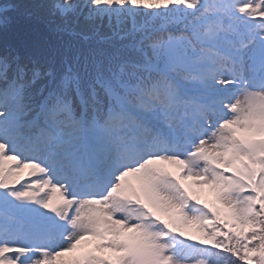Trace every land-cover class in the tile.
Segmentation results:
<instances>
[{"label": "trees", "instance_id": "1", "mask_svg": "<svg viewBox=\"0 0 264 264\" xmlns=\"http://www.w3.org/2000/svg\"><path fill=\"white\" fill-rule=\"evenodd\" d=\"M129 2L127 9L116 0H0V81L6 82L0 89V147L11 145L15 134L28 136L16 130L37 114L44 125L65 124V140L93 124L106 132L121 117L124 102L141 110L142 100L156 102L157 90L169 94L178 112L192 99L189 86L207 89L188 83L196 73L206 80L226 73L235 83L228 59L211 61L214 52L198 36L210 24L219 26L209 22L221 10L216 0H210V10L204 0ZM98 5L103 10L93 12ZM153 111L164 126L171 111L165 105ZM57 157L56 150L38 158L59 165ZM16 177L9 172L3 184ZM229 181L217 183L209 194L215 200L205 197L197 208L180 196L174 211L164 212L179 234L165 239L156 220L129 207L137 219L127 230L116 225V236L130 249L120 258L147 264L139 257L161 244L165 255L153 258L158 264H264V188L244 194L242 184Z\"/></svg>", "mask_w": 264, "mask_h": 264}, {"label": "rangeland", "instance_id": "2", "mask_svg": "<svg viewBox=\"0 0 264 264\" xmlns=\"http://www.w3.org/2000/svg\"><path fill=\"white\" fill-rule=\"evenodd\" d=\"M243 1L246 0H236L235 3L237 4L231 5L236 8H240L239 13L242 15L244 13V10L238 3ZM98 2L99 0H97V3ZM116 2L120 3L121 5L125 4V6L128 7L127 0H116ZM226 2L229 4L227 0ZM247 4H250V2H247ZM108 7L109 3L106 4L105 8ZM250 9H252V6L250 7ZM102 10L103 7H101L100 5L92 7L93 12ZM228 13L229 12L226 10L224 15L222 16V21L229 19L230 22L233 23L235 20H237L236 16L229 17L227 15ZM256 19H258L259 21H253L250 22V24L242 25V28L245 31L244 35L246 36V39L242 41V44L240 46L231 41L235 46L234 48H237L240 55L244 58L245 62V64L242 65V69L239 71L244 72L242 76L239 77V79L241 80L240 86H230L227 89L222 88L221 91H216L217 94H215L216 92H214L215 98L213 99V101L215 103L212 104L210 108L211 112L209 113L207 111H204L200 116V119L196 121L195 126H193L190 131L195 133V130L197 129V134L198 131L203 129H207L209 131L203 137L204 140L201 143L202 146L199 149L193 148L191 150V148L193 146L195 147V145H197L196 143L199 142V137H197L196 139H194V136L190 137V139L186 137L185 146L179 144L176 146L175 153L166 154L168 162L175 161L170 158L175 157L177 158V162H179V164H181L183 167L185 162L183 158L189 155L187 156V159L190 161V165L185 166L182 176L178 177V181H180V183L187 188V191L191 195L207 193L208 189H212L217 182L225 183L228 179H233V173L231 171L227 170L226 168L221 169L217 167V165L219 164L216 163L222 162L221 164L232 165L231 163L224 162L225 155L223 153L226 148L230 146L236 147V151L240 154L247 155L248 152H251V159L256 153L259 152V159H254L249 163L255 171V175H253V178L251 177V179L253 183L256 184V187L258 189L261 190L264 188V144L262 143V140L264 138V67L262 69L256 70V68L253 67L254 65L249 62L250 56L253 55L257 49H259V46L261 47V49L258 50V55L260 56V58H264V43L262 42L264 41V20L261 17H257ZM218 39L220 40V38ZM225 45L229 44L225 43ZM216 59L221 60L218 57ZM214 62L216 63V61ZM244 131H246L247 133L250 132L249 135H247ZM241 133H245V135H242ZM239 138H242L243 142L244 140L246 141L243 147L240 144H236L237 141L236 143L234 141V139L237 140ZM160 140L161 141H153V146H149V149L152 150L151 154H155L154 149L158 150L167 147V142H164L162 137L160 138ZM167 140L168 139L165 138V141ZM251 141L257 143H254L252 145L250 144ZM109 145L113 146L115 144L113 141H111ZM231 150L232 148H230V151ZM209 160L213 161L210 162ZM106 164L109 163L106 159H104L99 170L101 171ZM172 165L176 166L177 164L172 162ZM86 167H88V165H86L85 168ZM142 168L145 169V166H143ZM40 169L41 171H43L42 168ZM124 169L125 168L119 167V170L117 171L118 174H120ZM59 171L60 170L56 168L51 170L52 174H56ZM117 172H111L114 179H116ZM94 173V170H90V172H87L86 175L87 177H93ZM107 177L109 178V173ZM68 181L70 186H75V188L77 187L76 180L74 181L73 177L69 176ZM66 182L67 181L61 180L59 184H63ZM99 182L101 181L95 179L94 181H91L89 185H94L93 188L95 190H99L100 186L97 185L99 184ZM241 184L243 186L250 185V183H247L246 181ZM148 186L150 191H148ZM148 186L145 181L139 179L136 175H134L133 172H131V170H126L120 175V182L117 185V194L132 196L134 187H138L145 199H147V192H149V195L153 199V201H155V204H159V206L157 207L159 211L157 209L156 210L161 214H163L165 210L173 212L174 209L172 207L180 203L182 200L180 198V195L174 191V189H177L171 187L170 185L162 186L159 184V182L156 183L152 181L148 184ZM37 187L40 188V186ZM52 187L53 186L51 185L50 187L46 188L45 192L50 193L52 191ZM20 190L22 191L23 188H21ZM250 192L251 190L249 189L247 193L250 194ZM45 203L46 198L42 197L38 203V207L42 209ZM83 203L84 206L81 207L80 210L79 208L77 209V212H75V218L73 220L74 227L78 232L86 229L87 232L88 230L92 231L93 227L98 226L100 222H102L101 225L105 224L106 218L110 217L111 214L116 217L117 221H121L122 223L125 221L126 217L127 225L133 218V215L127 216L126 212H123L120 206H118L117 208V202L114 199H109L106 202H103V204L94 203L90 200ZM150 203L152 204V201H150ZM160 204H162L161 208ZM74 206L78 207V204H75ZM106 210L108 213L109 211H111L112 213H105ZM172 215L174 218H178L177 214ZM80 226L81 228H79ZM100 227L101 226H99V228ZM64 229L66 228L61 227L59 231L64 232ZM54 231L56 234L53 233L52 236L44 235L43 238L34 241V246L35 243H39L41 245L38 248V253H32V256L34 255V263L40 262L42 260V263L45 262L47 264H55L56 259L54 255L60 256L63 254L62 247L60 246V241L54 240L56 239V237L61 238L62 235L59 231H57V229ZM23 242L26 244L24 240ZM43 243H46L47 245L43 246ZM162 248L163 246L161 244L154 245L149 248L150 252H154L153 254H149L148 250H146L144 254L139 257V259L143 261L147 260V264H158L153 258L157 253L158 256L165 255ZM62 256L66 257L64 255ZM128 264L136 263H134L133 261H129Z\"/></svg>", "mask_w": 264, "mask_h": 264}]
</instances>
